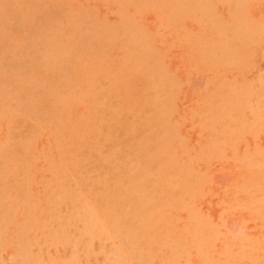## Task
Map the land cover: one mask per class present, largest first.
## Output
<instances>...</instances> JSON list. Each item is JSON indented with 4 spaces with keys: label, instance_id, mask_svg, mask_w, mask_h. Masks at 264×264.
<instances>
[{
    "label": "rangeland",
    "instance_id": "1",
    "mask_svg": "<svg viewBox=\"0 0 264 264\" xmlns=\"http://www.w3.org/2000/svg\"><path fill=\"white\" fill-rule=\"evenodd\" d=\"M0 264H264V0H0Z\"/></svg>",
    "mask_w": 264,
    "mask_h": 264
}]
</instances>
